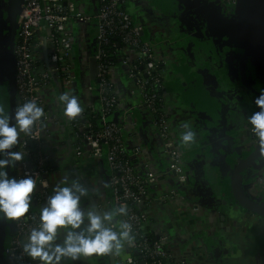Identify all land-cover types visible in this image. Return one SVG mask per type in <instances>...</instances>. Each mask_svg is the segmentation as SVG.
Here are the masks:
<instances>
[{
  "label": "built area",
  "instance_id": "built-area-1",
  "mask_svg": "<svg viewBox=\"0 0 264 264\" xmlns=\"http://www.w3.org/2000/svg\"><path fill=\"white\" fill-rule=\"evenodd\" d=\"M138 1L159 14L152 0ZM126 2L23 0L13 46L15 107L33 100L44 115L31 133H20L15 146L24 158L14 164V176L33 175L36 188L29 213L11 220L7 264H39L20 245L39 221L61 159L95 178L91 198L98 211L113 212L117 232L124 231L121 224L130 226L131 242L123 241L125 255L114 254L116 264H194L193 257L203 254L200 242L193 240L195 222L186 216L187 207L193 215L197 206L186 188L191 152L175 131L168 40L155 27L145 39ZM215 2L227 10L236 0ZM90 56L96 62L95 82L88 76ZM117 78L131 86L132 103L124 101ZM62 93L77 96L83 110L76 118L64 115L58 101ZM114 112L117 120H109ZM86 163L85 171L80 165ZM122 207L125 213L119 212ZM169 223L177 230L175 239L169 236ZM187 239L192 242L183 248Z\"/></svg>",
  "mask_w": 264,
  "mask_h": 264
},
{
  "label": "crops",
  "instance_id": "crops-1",
  "mask_svg": "<svg viewBox=\"0 0 264 264\" xmlns=\"http://www.w3.org/2000/svg\"><path fill=\"white\" fill-rule=\"evenodd\" d=\"M152 1L158 4V15L138 0H127L126 8L141 25L145 39L152 37L155 27L168 40L169 86L175 92L172 99L177 102L175 131L181 140L182 134L194 133L191 141L182 140L191 152L186 188L192 192L197 212L191 215L187 207L186 216L195 222L191 226L194 237L217 248L219 264H264V215L241 206L232 194L234 170L239 159L253 147L254 138L245 129L251 127L247 116L259 110L254 95L243 84L241 49L236 50L230 42L215 48L214 14L221 13L217 2ZM227 8V17L232 16L234 6ZM244 68L247 71L246 63ZM117 79L124 101L132 103L131 86L124 78ZM135 111L134 117L141 123V115ZM53 170L50 178L53 187L68 176L69 181L77 178L84 184L82 187L89 185L85 175H91L82 171L74 175L66 160L61 159ZM102 183L105 186V181ZM239 186L250 200L264 207V159L256 158L241 169ZM106 192L103 187L102 193ZM86 199L87 196L81 197L84 207H88ZM63 239L62 233L55 243L63 245ZM120 252L126 254L125 245ZM111 256V253L93 255L76 261L64 257L61 264H114Z\"/></svg>",
  "mask_w": 264,
  "mask_h": 264
},
{
  "label": "clouds",
  "instance_id": "clouds-1",
  "mask_svg": "<svg viewBox=\"0 0 264 264\" xmlns=\"http://www.w3.org/2000/svg\"><path fill=\"white\" fill-rule=\"evenodd\" d=\"M63 113L69 119L76 118L82 107L75 95L62 93L58 97ZM258 111L247 116L259 145L260 157L264 159V91L254 98ZM44 115V109L33 100L17 105L14 111L5 112L0 108V214L4 219L18 221L29 213L36 181L33 175L25 172L22 176L9 175V169L24 154L13 150L19 143L20 133H31L35 122ZM194 133L182 134V140L189 142ZM77 178L68 177L57 183L46 203L40 208L39 221L25 241L20 245L22 252L39 264H61L62 258L72 261L105 254H115L129 240L130 226L121 224L124 231L117 232L112 211H97L95 206L84 207L81 197L86 196ZM125 213V208L119 209ZM78 230V231H77ZM64 234L63 245L55 243Z\"/></svg>",
  "mask_w": 264,
  "mask_h": 264
},
{
  "label": "water",
  "instance_id": "water-1",
  "mask_svg": "<svg viewBox=\"0 0 264 264\" xmlns=\"http://www.w3.org/2000/svg\"><path fill=\"white\" fill-rule=\"evenodd\" d=\"M23 0H11L12 5V19L10 22V28H9V37H8V45H9V54L7 59V70L4 73L6 81H7V95H8V107L6 112L14 111L15 110V67H14V55H13V37L16 32L17 24H16V16L18 12L20 11V8L22 6ZM222 13V12H221ZM214 14L218 18H220L223 22V24L231 29L233 32H235V38H234V47L239 46L240 49L245 47V49L242 52V58L240 59V68L241 73L243 77V84L247 87V89L254 95V97L258 96L260 92L256 90V88L253 86L255 82H260L264 84V0H236L234 5V14L232 16H224L222 14ZM222 24L219 23V26L221 27ZM256 36V40H252ZM254 50H259L261 53V56L263 57L260 59V62L257 64L255 62L257 60V57H260V55H257V57L254 54V57H252ZM249 58V63L258 67L259 72L255 74L254 77L248 76L246 77L244 65L246 59ZM255 60V61H254ZM88 76L89 79L92 82L97 81L95 78L96 74V62L93 58V56H90L88 59ZM250 80L251 84L248 80ZM94 93H97V88L94 86ZM97 100V96L95 97ZM118 117V112H114L110 117L109 120L116 121ZM142 135H144L143 130L140 129V132ZM248 136H251L253 139L252 141V150L248 151L247 154L239 159V163L237 165V168L234 170L233 176H232V194L234 198L237 200V202L247 208L248 210L257 213L259 215H264V207L256 204L252 200H250L247 195L243 194V192L240 189L239 183L241 180V169L243 167H246L250 165L256 158L260 157V151H259V145L256 143V137L254 133H249V131L246 133ZM150 145V144H149ZM151 147V146H150ZM151 149H153L151 147ZM74 175L77 176V171L75 168H72ZM9 171V170H8ZM13 176V174H9ZM81 184V182H80ZM84 185L83 183L81 186ZM83 188L87 189L83 186ZM88 190V189H87ZM212 193V192H211ZM87 199L86 204L88 207L95 206L97 209V205L94 202V200L91 198V194L89 190L87 191ZM194 202V201H193ZM206 203V202H204ZM98 211V210H97ZM169 230V236L173 239L176 238L178 235L177 230L174 228L173 225L170 223L167 225ZM14 227L11 221H8L2 217V214L0 215V264H7L6 261V240L11 237L13 234ZM194 241H199L201 245V249L203 254L194 256L193 257V263L194 264H219L216 260L217 258V248L207 245L205 241H200L196 237L193 238ZM192 242L191 239H187L186 241L181 242V246L183 248L188 247L187 245ZM121 254V252L119 251ZM5 254V255H4ZM133 255L137 256V252H133ZM114 264H116V260L114 259V255L111 256ZM142 264V262H141Z\"/></svg>",
  "mask_w": 264,
  "mask_h": 264
},
{
  "label": "flooded vegetation",
  "instance_id": "flooded-vegetation-1",
  "mask_svg": "<svg viewBox=\"0 0 264 264\" xmlns=\"http://www.w3.org/2000/svg\"><path fill=\"white\" fill-rule=\"evenodd\" d=\"M215 1V0H213ZM219 7V6H218ZM12 5H11V0H0V108H2L5 112L7 110L8 107V95H7V81L5 78L4 73L7 70V59H8V54H9V45H8V37H9V28H10V22L12 19ZM220 11L225 14L227 16L228 10H223L222 8H220ZM229 16V14H228ZM213 23L215 25V28L213 29V40L215 41V48L217 49L218 46L220 47H224L225 43H231L234 46V38H235V32H233L231 29L227 28L222 20L220 18H218L217 16L214 15V20ZM219 23L222 24L221 27H217V25L219 26ZM14 38V37H13ZM252 40H256V36H254L253 38H251ZM14 42V39H13ZM14 44V43H13ZM236 50H240V47H234ZM233 49V48H232ZM233 49V50H235ZM245 49V47H243L241 49V54H240V59L242 58V52ZM252 57L255 56L257 57V55H260V57H257V60L255 62H257V64L260 62V59L263 57V55L261 56V53L259 52V50H254ZM249 58L246 59L245 63H246V75H251L252 77L255 76V74H257L259 72L258 67L255 66V62L253 63L254 65L249 63ZM245 70V68H244ZM249 83L251 84L250 80H248ZM256 90H258L259 92L262 91L264 88V84L260 83V82H255V84L253 85ZM247 133V132H246ZM15 150V146L14 149ZM15 173V166H13L11 169H9V174H13L14 176ZM192 194V192H191ZM8 220V219H7ZM11 221V220H9ZM7 242L8 239L6 240V246H7Z\"/></svg>",
  "mask_w": 264,
  "mask_h": 264
},
{
  "label": "rangeland",
  "instance_id": "rangeland-1",
  "mask_svg": "<svg viewBox=\"0 0 264 264\" xmlns=\"http://www.w3.org/2000/svg\"><path fill=\"white\" fill-rule=\"evenodd\" d=\"M85 82H86V80H85ZM81 167H84V170L86 171L87 169H88V164L86 163V164H82V165H80ZM86 173H88L87 171H86ZM68 178H69V176H68ZM85 178H86V180H88L89 179V185L87 186V188H88V190L89 191H92V181H94L95 180V178L93 177V176H88V175H85ZM84 183H86V181H84ZM96 188H98V186H96ZM86 196H84V198H85ZM194 218L196 217L195 215L193 216ZM180 222H178L179 224H181V220H179Z\"/></svg>",
  "mask_w": 264,
  "mask_h": 264
},
{
  "label": "trees",
  "instance_id": "trees-1",
  "mask_svg": "<svg viewBox=\"0 0 264 264\" xmlns=\"http://www.w3.org/2000/svg\"><path fill=\"white\" fill-rule=\"evenodd\" d=\"M1 215V214H0ZM7 220V219H6ZM9 221V220H8ZM5 255V254H4Z\"/></svg>",
  "mask_w": 264,
  "mask_h": 264
}]
</instances>
